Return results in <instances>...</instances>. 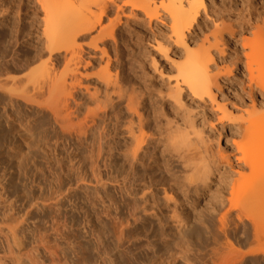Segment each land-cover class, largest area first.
I'll return each mask as SVG.
<instances>
[{
  "label": "rangeland",
  "instance_id": "obj_1",
  "mask_svg": "<svg viewBox=\"0 0 264 264\" xmlns=\"http://www.w3.org/2000/svg\"><path fill=\"white\" fill-rule=\"evenodd\" d=\"M119 2L118 4L123 6L120 0ZM0 4V13H3L0 14V77L4 76V79L12 77L11 79L8 77L13 80H9V83L12 82L11 87L19 83H23L24 86L29 81L30 86L39 77L38 68L46 60L49 61L42 30L44 8L38 0H0ZM123 8V11H119L122 21L130 14L129 7ZM253 8L264 13V0H255ZM116 16V11L111 12L103 24L107 25L109 19H115ZM139 16L143 15L140 13ZM136 21L132 31L123 26V38L126 39L119 38L120 56L116 58L113 49L108 50L112 59H116L114 62H117V67L111 68L112 79L115 80L117 76L116 80L121 85H126L128 89L144 85L145 81L158 87H168L169 79L172 81L174 78L173 64L179 61L180 55H177L179 53L174 55L171 49L166 53L156 46L154 39H151L158 29L165 33L167 28L161 24L158 28L155 24L145 23L143 17H138ZM96 34L97 29L82 40L83 44L84 42L88 44L91 36ZM53 63V68L63 70L62 64H59V67L55 61ZM105 63L106 61L98 63L88 73L95 74L102 65L105 66ZM25 75L32 78H26ZM94 79L97 80L96 77ZM88 84L93 87L96 82L90 80ZM29 88H32V85ZM226 91L233 94L229 89ZM46 97L41 98L43 100L39 99L44 102V106L48 103ZM112 98L114 103L119 102L117 108L122 110L117 127L120 129L114 127L115 124H112L114 121L109 123L114 130L109 129L111 134L105 139L106 142L109 140V143L104 147L103 156L101 154L97 158V149L91 148L93 137L89 135L87 139L84 137L81 141L75 134L63 135L59 127H56L48 106L41 107L43 105L41 102L40 107L36 103L30 106L19 97L10 98L7 92H0V222L8 213L15 216L14 221L12 220L14 224L22 225L19 226L21 232L20 230L18 232L20 240L23 237V243L31 245L35 233L38 236V231L40 233L46 230L45 232L52 233L51 227H54L53 219L55 217L56 220L58 209H55L54 205H58L60 201L62 215L58 216H61L60 221L66 219L64 222L67 221L66 227L68 226L66 233L64 232L67 236L66 238L64 236L65 239L61 242L63 241V247L68 250V255H72L71 258L74 257V260L81 264H134L133 258L135 264H264V204L257 205L259 207L252 205L253 208L242 215L243 220L234 217L235 211L226 214L228 207L231 206V199L234 204H238L242 193H245L244 185L247 189L250 181L254 180V174L249 168L241 171L243 175L235 173V176L232 173H225L224 170L214 171L206 183L200 179V172L197 173L193 169L195 164L192 160L184 164L182 160L176 158L174 151L166 150L162 147L163 142L156 141L150 146L149 154L144 157V164L142 163L137 169L138 174L134 176L124 156V144L128 139L123 129L125 128L123 124L128 119L126 101L118 99L116 95H112ZM174 100L170 97L168 102L163 103L167 113L171 116L175 114L180 121L191 117L198 127L204 123V135L208 137L210 142L207 144L211 143L212 151L217 152L218 143L221 147H230L235 151L233 147L235 140H247L246 137L236 134L235 128L229 126L219 129L218 135L220 124L211 115V109L189 93H184L180 101ZM143 114L146 115V120L153 119L154 108L146 106ZM234 114L237 116L240 112L235 110ZM145 130L152 134L156 132L154 127H147ZM191 137L195 138L194 135ZM154 138H157V135ZM196 147L194 146V149ZM198 147L197 149L200 148ZM253 147L254 141L250 144V149ZM235 153L239 154L237 151ZM154 158L157 159L155 163ZM195 162L201 163L199 160ZM185 165L191 166L192 172L194 170L196 172L192 173ZM151 175L157 183H152ZM136 179L143 190L138 193L137 201L141 208L146 209V214L142 215L143 218L139 222L133 223L129 230L127 229L125 238L122 237L124 240L121 238L119 242L117 233H114L113 218L104 214L108 203L104 206L103 200L113 198V202L117 201L116 204L122 208L118 202L124 197H129L127 191L133 188ZM263 180L264 176L260 181ZM162 182L165 184H160ZM259 186L263 188L264 184ZM148 188L150 192L157 193L156 202L152 201L154 200L152 197V199L147 197L148 202L145 196L142 197L146 191V194H150ZM165 190L168 194L164 192ZM223 215H227L228 218ZM15 219L24 222L17 223ZM57 220L59 221V218ZM4 221L12 222L7 219ZM4 221L3 228L6 225ZM256 222L260 224L256 225ZM20 233L26 235V238ZM1 241L3 236H0ZM74 247L79 254L75 252Z\"/></svg>",
  "mask_w": 264,
  "mask_h": 264
},
{
  "label": "bare ground",
  "instance_id": "obj_2",
  "mask_svg": "<svg viewBox=\"0 0 264 264\" xmlns=\"http://www.w3.org/2000/svg\"><path fill=\"white\" fill-rule=\"evenodd\" d=\"M38 1L44 8L42 9L45 14L42 30L45 39L44 47L48 53L49 61L41 63L42 66L38 68L39 77L31 84L32 88H29L31 85H28L31 83L30 81L23 86L21 77L22 84H19L22 87L19 84H14L17 87L19 85L21 92L19 87L18 89L14 85L11 87L12 82H9L13 81L10 80L12 77L8 76L10 79L8 77L4 79L2 75L3 77H0V92H7L10 98L19 97L30 106L36 103L39 107L41 103H44L40 100L47 96L48 105L44 106L43 104L41 107L48 106L47 108L51 111L48 112L52 113L51 116H53L56 127H59L63 135L68 133L73 136L75 134L76 138L78 137L81 141L84 140V137L87 139L89 135L92 136L94 140L91 142V148L97 149V158L101 154L103 156L104 147H106V143H109V140L107 142L105 140L111 134L109 129H113L109 123L114 121L112 124H115V128L118 127L119 115L122 110L117 108L119 102L114 103L112 100V95H116L118 99L126 101L128 119L123 124V127L125 125L123 129L128 139L124 144V156L125 161L130 164L134 176L138 174L137 169L142 166L144 157L149 154L150 146L156 141L159 143L161 141L164 145L162 147L174 151L176 158L182 160L184 164L187 161L190 163L192 160L195 164L194 167L191 162L193 169L197 173L200 172V179L206 183L211 179L214 171L224 170L225 173L241 175L242 170L249 168L254 174L255 181L251 180L247 189L244 185L245 193H242V199L240 198L238 204H234L231 199L232 203L228 210L226 209V214L229 215L235 211L236 216L234 217L242 219V215L248 213L252 205L256 207L264 204V186L263 188L259 186L264 184V180L260 181L264 176V13L257 8L256 11L254 10L255 0H120L123 6L130 8V14L124 21L119 13L124 8L118 4L119 0ZM113 11H116L117 14L115 19L110 18L107 25L103 24L104 19ZM140 13L143 16H139ZM138 17H143L145 23L155 24L158 28H160V24L166 27L165 33L158 29L153 33L151 39H154L156 46L166 53L168 49H171L174 55L176 53L180 55L179 61H175L173 64L174 78L172 81L169 79L168 87H158L145 81L144 85L128 89L126 85L123 86L116 80V75L115 80L112 79L111 68L117 67V62H114L116 59H112L109 51L113 49L114 56L116 58L120 56L119 38L126 39V37L123 38V26H127L129 31H132ZM96 29L97 34L91 36V41H88V44L84 42L86 45L83 44L82 40ZM54 61L58 66L62 64L63 70L53 68ZM105 61V66L102 65L95 74L88 73L90 69L95 68V65ZM34 71L36 74L37 69ZM34 71L32 70V73ZM95 77L97 80L94 79ZM142 79L144 80V78ZM90 80L96 82L93 87L88 84ZM14 81L16 82L15 79ZM14 89L16 90L14 91ZM226 89L231 90L233 94L227 93ZM184 93H189L211 109V115L220 124L218 130L229 126L236 129V134L247 138V140L234 141L233 147L239 154H236L230 147L219 146V143L216 148L217 152L212 151L211 143L207 144L210 141L204 135V123L203 126L198 127L191 117L182 118L183 120L180 121L175 114L171 116L167 113L163 103L168 102L170 97L172 100L174 98L176 101H180ZM245 105L247 107H244ZM146 106L154 108L153 119L146 120V115L143 114ZM235 110L240 114L235 116ZM147 127H154L156 132L147 133L145 130ZM211 129H213L212 126ZM155 135L157 138H154ZM192 135L195 138H192ZM218 135H220V130ZM252 141H254V147L250 149ZM193 145L197 147L199 145L202 149L199 147V149L197 147L194 149ZM156 160L154 158V163ZM198 160L201 163L195 162ZM94 164H96L95 161ZM96 165L98 166V163ZM185 167L188 169L189 165H185ZM193 169L190 171L192 172ZM195 170L192 173H195ZM132 174L129 173V175ZM151 177L153 178L152 175ZM152 180V183L156 182V179ZM135 182L133 188L127 191V194H130L132 198L130 199V195H128L129 197H124L121 202H118L122 205L123 212L121 206L116 204L117 201L113 202V198L109 197L108 201L103 200L104 206L108 203L104 214L113 218L114 233H117L119 242L122 237L125 238V232H128L132 224L139 222L143 218L142 215L146 214V209L141 208L137 201V195L139 196L138 193L142 190L140 189L141 184L137 179ZM164 182L160 184L164 185ZM152 186L153 184L150 185V187ZM234 186L236 187V183ZM146 192L144 194L142 192V197L145 196L147 202L149 200L147 197H152L153 202L158 199L156 192L153 191L154 193L150 192V194H146ZM164 192L168 194L166 190ZM58 199L54 200L58 201ZM57 201L55 202L58 203ZM59 203L54 205L55 209L58 208L56 217L59 218V221L54 217L52 233L45 232L46 230L40 231V233L38 231V236L35 233V237H37H33L34 241L33 244H29L30 246L26 242L23 243V237L20 240L18 232L22 225L14 224L15 216L9 213L5 214L7 218L3 216L7 221L13 220V223L10 221L5 223L3 219L4 225L6 224L4 228L7 227L4 229L3 221L0 222V225L2 224L0 236H3V241L0 242V264L80 263L78 260H74V257L71 258L72 255H68V250L63 247V241L61 242L67 236L64 235V232L68 226L66 227L67 221L64 222L66 219L64 220L62 217L64 221H60L61 216H58L61 214ZM225 216L227 217V215H223V217ZM260 218L259 220L262 219ZM108 219L110 220V218ZM15 220L17 223L19 222V219ZM22 221L24 222V220ZM259 222H256V225L260 224ZM67 230L69 231V229ZM24 237L26 238V235ZM123 238L122 240H124ZM28 241L32 243V241ZM72 250L74 249L72 248ZM77 253L76 255L79 254ZM132 260L135 264V258Z\"/></svg>",
  "mask_w": 264,
  "mask_h": 264
}]
</instances>
